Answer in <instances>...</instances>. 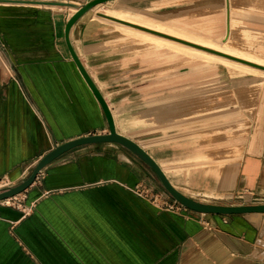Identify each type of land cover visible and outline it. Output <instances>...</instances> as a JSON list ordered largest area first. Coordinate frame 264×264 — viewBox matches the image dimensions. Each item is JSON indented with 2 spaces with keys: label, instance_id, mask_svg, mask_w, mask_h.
Returning a JSON list of instances; mask_svg holds the SVG:
<instances>
[{
  "label": "crops",
  "instance_id": "0c3cea01",
  "mask_svg": "<svg viewBox=\"0 0 264 264\" xmlns=\"http://www.w3.org/2000/svg\"><path fill=\"white\" fill-rule=\"evenodd\" d=\"M32 1L84 5L91 0ZM75 12L60 5L0 3L5 53L0 58V181H12L10 187L27 179L57 145L109 132L103 109L66 44V23ZM228 13L227 0H110L83 14L70 31L73 47L112 110L117 131L140 144L172 184L192 198L220 188V162L208 159L189 169L187 160L210 155L187 150L186 128L140 118V90L129 83L140 73H131L135 66L130 65L142 60L138 51L121 50L135 47L137 39L107 17L133 30L141 25L137 17L191 24L190 14H202L192 22L206 23L207 33L220 37ZM246 26L264 34L263 20ZM241 158L242 179L236 163L223 162L224 175H229L223 188L234 191L242 182L253 190L259 183L262 157L247 152ZM159 187L150 168L118 144L67 152L10 204L0 201V264H183L189 244L198 239L217 264H250L231 254L247 253L258 240V228L248 215L228 222L198 213ZM144 191L158 198L153 193L142 197Z\"/></svg>",
  "mask_w": 264,
  "mask_h": 264
},
{
  "label": "rangeland",
  "instance_id": "374dc122",
  "mask_svg": "<svg viewBox=\"0 0 264 264\" xmlns=\"http://www.w3.org/2000/svg\"><path fill=\"white\" fill-rule=\"evenodd\" d=\"M246 1L248 5H246ZM232 2V9L239 10L241 13H244L245 10L252 12L250 15H237L239 16V25H237L234 30L236 39L231 43L232 47L240 48L249 53H255L254 50L258 52L264 51V44L262 43V39L264 42V38H259L260 40L255 39L256 41L253 40L255 45L250 47L252 45L247 44V39H244L241 33V31L246 29V25L249 21L261 22L263 20L264 22V0H233ZM242 2L244 4L241 6L240 3ZM250 5L256 7V9L254 8L255 11L251 9ZM262 6L263 8H261ZM210 11H212V9H206V12ZM109 12L111 15L124 17L115 10H110ZM242 16L245 17L241 19ZM202 17V14H190L188 20L191 23H188L190 28L186 27V29H182L183 32H186L183 34L191 33L188 31L194 30L197 32L195 34L200 35L194 34V36L201 38V35H208L206 23H204L205 25H196L195 22H192ZM136 20L138 23L146 26L150 25L155 29L165 22V20L161 18H157L154 21L137 17ZM121 28H123L122 30L127 34L126 28L122 26ZM140 28L207 50L208 52L211 51L212 53L224 55L264 69V66L161 34L145 28V26H140ZM127 35L130 36L129 34ZM132 37L134 36L132 35ZM136 39L137 38H135V40ZM218 40L224 43L223 37H218ZM135 43L137 44L135 47L125 46L121 47V50L128 52L134 50L138 51L142 60L140 63L130 65L135 66L134 69L130 70L131 73H140L129 83L130 86L138 87L140 90L138 91L140 92L139 97L142 102V113L139 115L140 118L146 117L149 122L153 123L169 122L174 126L183 125V127L186 128L188 133V136L185 138L187 141V150L194 153L208 152L207 154L210 155V157L207 158L187 160L186 166L188 164L189 169L193 166L197 167L206 164L204 160L207 161L208 159L211 162H220L221 174L219 177L222 181L220 188L210 191L207 194L202 193L198 195L194 193V199L216 205L264 204V74L251 71L244 72L240 69L233 68L225 62L212 61L202 57H193V55L189 53L184 51L179 52L172 47L149 49V47H146L148 45L145 43L139 41ZM4 55V50L0 46V58H3ZM126 66L127 68L129 67L128 64H126ZM130 72H127V74ZM247 89L249 91H247ZM255 90L258 92H255ZM252 92L256 94L254 95ZM242 94L246 96V99ZM251 96H254L255 99ZM237 145L239 149L241 147L243 151L241 154H243V156L246 155L247 152H252L262 157L261 178L253 190H247L241 181L242 186L238 184L237 189L234 191L223 188V181L229 178L228 174L224 175L226 164L223 162L226 161V159H231L233 163H236V170L238 165L239 171H237V176L239 179H242L241 163L243 162V158L237 156L238 151L235 147ZM119 148L126 150L120 145ZM216 153H218V155ZM151 172L154 174L152 170ZM154 176L159 183L160 191L171 196L161 185L155 174ZM10 186H12V181L6 179L0 181V190ZM149 193L153 192L150 191ZM148 194L147 191H144L142 197L149 198ZM154 195V199L158 198L156 194ZM171 198L173 197L171 196ZM218 216H222V218H225V220L229 222L230 219L236 215ZM258 218V222H255L258 228V240L253 242L251 249L247 253L231 252V254H235H232L234 257H246L243 259H246L250 264H264V214H260ZM188 248L183 264H185L188 259L189 264H217L212 260L208 250L201 247L200 239L194 240L192 245L189 244Z\"/></svg>",
  "mask_w": 264,
  "mask_h": 264
},
{
  "label": "water",
  "instance_id": "95a60500",
  "mask_svg": "<svg viewBox=\"0 0 264 264\" xmlns=\"http://www.w3.org/2000/svg\"><path fill=\"white\" fill-rule=\"evenodd\" d=\"M107 1L110 0H91L84 5H77L72 2L0 0V3L60 5V6L76 8V12L69 18V20L66 23V27H65L66 44L74 62L76 63L86 83L88 84L93 94L95 95L96 99L100 103L109 126L108 133L83 136L57 145L54 149L49 151L39 160V162L36 164L35 168L33 169L32 173L27 179L23 180L20 184L16 186L8 187L0 191V201L13 198L16 195L26 191L35 182L37 176L47 165H49L50 163H52L53 161H55L65 153L70 152L81 146L101 144V143H115L120 145L128 152L141 159L146 165H148V167L154 172V174L160 181L161 185L165 188V190L174 198L176 202L180 203L182 206H184L187 209L202 214H214V215H246L249 213L264 214V204L216 205V204L201 202L192 197H189L188 195L184 194L182 191H180L172 184L166 172L163 170L160 164L153 158V156L150 153H148L140 144L135 142L133 139L117 131L114 115L112 113V110L108 102L106 101L101 90L96 85L95 81L92 79L89 72L85 68L84 64L82 63L79 55L77 54L70 40V31L73 25L77 22V20L87 11ZM109 18L119 20L113 17H109ZM138 27L140 28V26Z\"/></svg>",
  "mask_w": 264,
  "mask_h": 264
},
{
  "label": "bare ground",
  "instance_id": "6f19581e",
  "mask_svg": "<svg viewBox=\"0 0 264 264\" xmlns=\"http://www.w3.org/2000/svg\"><path fill=\"white\" fill-rule=\"evenodd\" d=\"M232 1L233 0H227V5L229 7V13H228L229 14V20H228V17L227 18L225 17V32L223 33L222 36H220V37H223L224 43H222V42H220L218 40V36L217 37H213L210 33H208V35H201V38L198 37L200 35L195 34L197 32H195L194 30L188 31V32H191V33L183 34V33H186V32H183L182 29H186V27L190 28L189 24H187V23L182 24V23H180V22H178L176 20L170 19V18L166 19L165 22L163 23V25H159V27L157 29L152 28L150 25L146 26V25L141 24V23H139V24H141L140 25L141 27L145 26V28L151 29V30L159 32L161 34L168 35V36H171V37H175L177 39H181L183 41H187L189 43H193V44L201 46L203 48L212 49L214 51L221 52V53H223L225 55L233 56V57H236V58H239V59H242V60L257 64V65L264 66V51L258 52L256 50H254L255 53H253V52L249 53V52L244 51V50H242L240 48L232 47V45H231V43L233 41H235V39H236V37L234 36V30L237 27V25H239L238 24L239 23V21H238V17L239 16L234 15L232 9H230V3L232 4ZM246 3H247V1H246ZM242 4H244V3L243 2L240 3L241 6H242ZM246 5H248V3ZM250 7H251V9H253V11H255V9H256L255 6H251L250 5ZM69 8H72V9L76 10V8H74V7H69ZM261 8H263V6ZM244 17L245 16H242L241 19L244 18ZM107 18L112 20V22H114L115 24L119 25L120 27L121 26L124 27V26H128L129 25V24L125 25L124 22L119 21V20H115V19H112V18H109V17H107ZM130 28H132V27H130ZM126 30H127V34H129L130 36L133 35L135 37V35H136V37H135V38H137L136 41H139L141 43L147 44L148 46H146V47H149V49H151V48H159V49H161V48H165V47H170V48L172 47V48H174L175 50H177L179 52H181V51L183 52L184 51L186 53H189V54L193 55V57H197V58L202 57V58L209 59V60H212V61L216 60V61L225 62V63L229 64L230 66H232L233 68L240 69L241 71H244V72L251 71V72H254V73L264 74V69L263 68H259V67L253 66V65L247 64L245 62L229 58V57L224 56V55L212 53L211 51L208 52L207 50H204V49H201V48H198V47H195V46H191V45L179 42L177 40H174L172 38H168L166 36H162V35H159V34L152 33L150 31L144 30L142 28H137V29L131 30V29H127V27H126ZM241 33H242L243 38L247 39V41H246L247 44L252 45L250 47H253V45H255V42L253 40H255V39L257 40L259 38L260 39L264 38V35L261 34L262 32L260 33L261 34L260 35V34H257L258 32L255 33V32H253L250 29H244L243 31H241ZM194 34L198 35V36H194ZM262 43L264 44L263 39H262ZM145 44H142V45H145ZM2 60H3V63L6 64L4 59H2ZM247 91H249V90L247 89ZM255 92H258V91L255 90ZM252 93L254 95L256 94L254 92H252ZM242 96H243V94H242ZM257 96H258V94H257ZM243 97L246 99V96H243ZM243 97H242V99H243ZM248 97H250V96H248ZM248 99H250V98H248ZM254 99H255V97H254ZM251 102H253V101H251ZM247 130H248V128H247ZM235 147L237 148V151H238V153L237 152H235V153H237V156L241 157V155H242L241 153L243 152L241 150V147H240V149L238 148V145L235 146ZM227 150H229V149H227ZM221 151H222V149H221ZM218 153H216V154L218 155ZM230 154H232V153H230ZM219 155H220V153H219ZM246 215H248V217L252 221L258 222V219H259L258 217H259L260 213H249V214H246Z\"/></svg>",
  "mask_w": 264,
  "mask_h": 264
},
{
  "label": "built area",
  "instance_id": "2783aa9c",
  "mask_svg": "<svg viewBox=\"0 0 264 264\" xmlns=\"http://www.w3.org/2000/svg\"><path fill=\"white\" fill-rule=\"evenodd\" d=\"M40 175H41V173L37 176V178H39L40 177ZM4 189H6V188H4ZM4 189H1L0 191H2V190H4ZM12 199L13 198H9V199H6L5 201H7L8 203H10V202H12ZM155 199H157V198H155ZM14 202V201H13ZM15 203V202H14ZM182 206V205H181ZM169 207H171V208H173L174 207V205L172 206V205H170ZM184 207V206H183Z\"/></svg>",
  "mask_w": 264,
  "mask_h": 264
}]
</instances>
